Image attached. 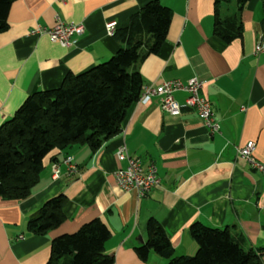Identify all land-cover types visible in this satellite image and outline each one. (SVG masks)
Returning <instances> with one entry per match:
<instances>
[{
	"label": "crops",
	"instance_id": "0c3cea01",
	"mask_svg": "<svg viewBox=\"0 0 264 264\" xmlns=\"http://www.w3.org/2000/svg\"><path fill=\"white\" fill-rule=\"evenodd\" d=\"M154 1L169 8L173 18L166 42L139 66L144 86L199 78L219 133L212 134L185 107L186 93L174 95L182 106L179 116L162 111L158 98L138 102L123 133L101 150L71 149L76 174L62 165L55 181L47 165L29 198L0 197V264H47L53 238L76 233L95 219L111 232L105 249L115 264H166L155 254L145 262L136 254L147 241L145 226L151 218L160 222L176 257L197 253L189 232L194 223L234 228L247 250L264 249V175L237 155L238 147L254 143V158L264 163V52L255 50L264 31V0L246 4L242 37L230 44L214 34L215 0H16L8 28L0 33V127L29 96L57 89L69 74L112 59L124 44L109 36L106 26L114 23L120 29ZM235 9V3L225 4L222 13ZM58 21L83 24L85 33L70 48L36 33ZM123 145L144 171L150 166L157 170L160 185L147 198L114 189L111 174L127 166L116 157ZM60 194L67 199L64 224L46 236L30 234L29 221Z\"/></svg>",
	"mask_w": 264,
	"mask_h": 264
},
{
	"label": "trees",
	"instance_id": "16d2710c",
	"mask_svg": "<svg viewBox=\"0 0 264 264\" xmlns=\"http://www.w3.org/2000/svg\"><path fill=\"white\" fill-rule=\"evenodd\" d=\"M15 1L0 0V33L8 28V15ZM249 1L215 0L214 34L228 44L241 38L242 13ZM231 3H235V11L223 15V5ZM172 18V11L158 1L148 3L116 30L115 36L124 46L107 63L79 75L69 74L59 88L26 99L0 127L1 198H29L47 165L58 163L61 155L75 146H87L96 153L123 133L144 88L139 66L166 42ZM66 201L63 194L48 200L29 221V233L46 236L60 228L65 222ZM145 231L146 243L136 248L144 262L155 254L166 264H263L264 249L247 250L245 239L234 228L192 224L189 232L198 245L193 257L175 256L155 218L148 220ZM110 237L105 223L95 219L76 233L53 238L47 264H115L105 249Z\"/></svg>",
	"mask_w": 264,
	"mask_h": 264
},
{
	"label": "built area",
	"instance_id": "2783aa9c",
	"mask_svg": "<svg viewBox=\"0 0 264 264\" xmlns=\"http://www.w3.org/2000/svg\"><path fill=\"white\" fill-rule=\"evenodd\" d=\"M106 31L109 36L113 37L116 33L114 23H109L106 26ZM39 34L47 35L51 42L59 44L63 48H70L75 44L76 39L85 33L83 24L64 23L58 21L51 28H38ZM256 53L264 52V31L260 34L257 44ZM204 87V82L199 78H193L186 84L181 81H167L159 86L145 85L141 94L140 101H145L151 98L159 99V107L162 111L173 116H179L182 113V106L175 100L174 95L178 92L187 94L185 107L198 114L203 124L212 134L219 133V123L212 110L210 102L201 95ZM256 145L249 143L243 147L237 148V155L246 161L253 170H256L264 175V163L257 161L254 158ZM116 157L119 162L127 163L125 168L119 169L111 174V181L114 189L123 193L129 194L135 192L139 199H144L149 196L151 191L160 185V179L157 170L154 166H150L146 171L142 169L138 159L132 158L127 151L125 145L121 146ZM62 165L66 166L69 174H76L78 166L74 162V157L68 155L62 162L52 165V178L58 180L62 173Z\"/></svg>",
	"mask_w": 264,
	"mask_h": 264
}]
</instances>
